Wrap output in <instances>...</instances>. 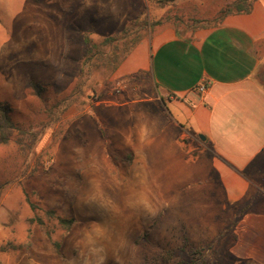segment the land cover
I'll list each match as a JSON object with an SVG mask.
<instances>
[{
  "label": "rangeland",
  "instance_id": "obj_1",
  "mask_svg": "<svg viewBox=\"0 0 264 264\" xmlns=\"http://www.w3.org/2000/svg\"><path fill=\"white\" fill-rule=\"evenodd\" d=\"M162 1L0 0V103L15 121L39 130L46 110L70 93L86 36L98 42L137 16L159 19L173 5L196 6V18L209 19L234 0ZM30 82L46 88L42 99ZM119 87L103 88L98 102L117 96ZM98 102L84 98L44 128L34 148L36 172L4 191L0 264H255L229 254V224L218 234L212 214L197 212L196 198L171 197L163 180L155 190L142 179L147 175L133 173L130 152H120L129 126L117 116L106 120ZM18 163L12 142L0 146V181ZM34 216L44 225H28Z\"/></svg>",
  "mask_w": 264,
  "mask_h": 264
},
{
  "label": "crops",
  "instance_id": "obj_2",
  "mask_svg": "<svg viewBox=\"0 0 264 264\" xmlns=\"http://www.w3.org/2000/svg\"><path fill=\"white\" fill-rule=\"evenodd\" d=\"M262 78L264 0H257L249 14L190 41L171 27L141 40L110 78L117 96L95 106L129 126L120 152H130L135 175H147L155 190L163 180L171 197L196 198L218 234L229 224V254L255 264H264ZM185 181V190H173Z\"/></svg>",
  "mask_w": 264,
  "mask_h": 264
},
{
  "label": "trees",
  "instance_id": "obj_3",
  "mask_svg": "<svg viewBox=\"0 0 264 264\" xmlns=\"http://www.w3.org/2000/svg\"><path fill=\"white\" fill-rule=\"evenodd\" d=\"M169 0H163L165 3ZM257 0H234L221 6L217 12L209 19L196 18V6L178 7L171 6L159 19L150 20L148 16H137L129 21L118 33L105 36L100 41L94 42L89 37L84 38L85 50L81 67L76 81L70 93L51 105L46 110L45 122L40 124L39 130H34L13 119L12 109L0 103V146L8 145L12 142L18 152L20 164L13 167L9 178L0 181V202L4 191L8 185L16 180L26 179L34 175L38 168L39 156L35 154L34 148L43 133V129L57 123L71 107L78 105L84 98L92 102L102 99V90L111 85L110 78L130 52L143 39H151L158 31L164 27H171L178 36H186L190 41L198 30L218 27L223 20L231 15L249 14L253 4ZM145 72L139 71L128 77L130 81L138 79ZM32 93L42 99L45 87L41 84L30 82ZM91 95H85L86 92ZM55 140V138H54ZM32 210L35 204L28 202ZM49 217L54 216V212L47 211ZM60 226L68 227L71 220L56 218ZM28 225L36 223L43 226V220L38 216L26 219Z\"/></svg>",
  "mask_w": 264,
  "mask_h": 264
},
{
  "label": "built area",
  "instance_id": "obj_4",
  "mask_svg": "<svg viewBox=\"0 0 264 264\" xmlns=\"http://www.w3.org/2000/svg\"><path fill=\"white\" fill-rule=\"evenodd\" d=\"M117 85H118V84H117ZM205 90H206V85L201 84V85L198 86V91H199L200 93L205 92Z\"/></svg>",
  "mask_w": 264,
  "mask_h": 264
},
{
  "label": "water",
  "instance_id": "obj_5",
  "mask_svg": "<svg viewBox=\"0 0 264 264\" xmlns=\"http://www.w3.org/2000/svg\"><path fill=\"white\" fill-rule=\"evenodd\" d=\"M200 139L204 140L203 136H199Z\"/></svg>",
  "mask_w": 264,
  "mask_h": 264
}]
</instances>
